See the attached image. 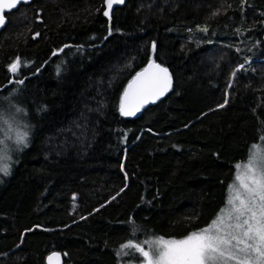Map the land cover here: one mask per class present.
I'll return each instance as SVG.
<instances>
[{
    "label": "trees",
    "instance_id": "1",
    "mask_svg": "<svg viewBox=\"0 0 264 264\" xmlns=\"http://www.w3.org/2000/svg\"><path fill=\"white\" fill-rule=\"evenodd\" d=\"M103 1L6 14L0 111L18 101L29 137L0 174V264H47L54 250L63 264H139L121 246L207 225L264 135V0H126L109 17ZM150 58L171 89L123 116V88Z\"/></svg>",
    "mask_w": 264,
    "mask_h": 264
},
{
    "label": "snow or ice",
    "instance_id": "2",
    "mask_svg": "<svg viewBox=\"0 0 264 264\" xmlns=\"http://www.w3.org/2000/svg\"><path fill=\"white\" fill-rule=\"evenodd\" d=\"M18 2L0 0V26L4 24L3 9L15 7ZM122 2L105 0L109 9L114 3ZM104 15L108 16L109 12L104 11ZM202 30L207 31L206 28ZM20 67L21 61L17 57L9 65V71L15 74ZM242 68L243 65H240L237 71ZM17 83L22 84L23 81ZM170 87L168 69L150 61L148 67L136 73L125 89L120 103L121 115H135L144 104L159 99ZM21 111L16 109V112ZM0 121L8 123L2 113ZM28 137L29 131L25 126L24 130L15 132V144L27 147ZM261 139L264 144V137ZM236 169L225 208L207 226L181 239L156 237L147 240L144 243L148 245V251L131 242L122 245L120 251L134 247L145 257L146 264H264V146L253 145L247 163L237 164ZM0 171L7 175L10 168L4 165ZM57 258L58 254L53 253L48 257L49 264Z\"/></svg>",
    "mask_w": 264,
    "mask_h": 264
},
{
    "label": "rangeland",
    "instance_id": "3",
    "mask_svg": "<svg viewBox=\"0 0 264 264\" xmlns=\"http://www.w3.org/2000/svg\"><path fill=\"white\" fill-rule=\"evenodd\" d=\"M3 104L5 105V108L3 110H1L0 113L3 114L4 120L7 121L8 123H4V122L0 121V168H2L4 165L9 166L14 153H16L22 147V146H17L15 144V132L17 130H24L25 126H27V130L29 131V125L27 123V119H26L27 116L25 114L24 107L22 105H20V103H18V101H16L15 99H12V98L11 99H5ZM17 108H20L23 111L16 112ZM262 137H264V135H261L258 140L254 141L250 144V146L248 148L247 155L244 159L235 163L233 178L229 182V185L233 184V181H234V178H235V175L237 172L236 165L247 163L248 157H249V152H250V149L252 148V146L253 145L264 146V144H262V139H261ZM1 173H2V171H0V174ZM229 185H228V192H227L226 200L229 196ZM73 197H75V199H73ZM77 206H78L77 197L75 195H73L71 200H70V209L72 211H75L77 209ZM225 206H226V201H225L224 205L219 209L217 214L220 212V210L222 208H225ZM217 214L215 215V217L217 216ZM207 225H205V226H207ZM205 226H203L201 228H204ZM197 230H199V229H197ZM194 231H196V230H194ZM184 237H182V238H184ZM177 239H181V238H177ZM144 250L148 251V247H147V249L144 248ZM153 254H155V253H153ZM139 264H146L144 256H143V261ZM230 264H234V262H230Z\"/></svg>",
    "mask_w": 264,
    "mask_h": 264
},
{
    "label": "water",
    "instance_id": "4",
    "mask_svg": "<svg viewBox=\"0 0 264 264\" xmlns=\"http://www.w3.org/2000/svg\"><path fill=\"white\" fill-rule=\"evenodd\" d=\"M30 1H31V0H19V2L17 3V5H16L15 7H11V8L5 7V8H4L3 11H2V15H3V17H4V24H3L2 26H0V31L3 29V27L5 26V24H6V22H7V16H6V14H7L8 12H10V11L16 9L20 4H22V3H23V4H27V3H29ZM125 1H126V0H123L122 3H114V4L112 5V8L109 9L108 6H107V4L105 3V0H104V1H103V3H104V11H108V12H109V15H108L107 17L110 16V13H111V11H112V9H113L114 7L123 5V4L125 3ZM150 61H154L156 64H159L161 67H164V68H167V69H168V73H169V75H170V77H171V86H172L173 77H172V75H171V73H170L169 68H168L167 66L161 64V63L158 62L157 60H155V59H153V58H150V59L144 64V66L141 67L140 69H138V70H137V71H136V72L130 77V79L126 82V84H125V86H124V88H123V91H122V93H121V96H120L119 110H120L121 97H122V95L124 94L125 89L128 87L129 82L133 79V77L136 76V73H138V72H142L143 69H145L146 67H148ZM170 89H171V87H170ZM170 89H169L167 92H169ZM167 92H166V93H167ZM166 93H165V94H166ZM165 94H164V95H165ZM164 95H163V96H164ZM163 96H162V97H163ZM162 97H160V98H162ZM160 98H159V99H160ZM159 99L155 100L154 102H153V101H149V103L144 104V105L140 108V111L136 112L135 115H130V116H127V117H134V116L138 115V114H139L142 110H144L148 105H151V104L155 103V102L158 101ZM123 116H124V115H123ZM53 253L58 254V258H57V259H54V260L51 262V264H63V256H62V254H61L59 251H57V250L51 251V252H49V253L46 255V257H45V261H46V263L49 264L48 257L51 256Z\"/></svg>",
    "mask_w": 264,
    "mask_h": 264
}]
</instances>
